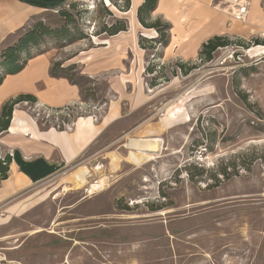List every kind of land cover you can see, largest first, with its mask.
Segmentation results:
<instances>
[{
    "label": "rangeland",
    "instance_id": "374dc122",
    "mask_svg": "<svg viewBox=\"0 0 264 264\" xmlns=\"http://www.w3.org/2000/svg\"><path fill=\"white\" fill-rule=\"evenodd\" d=\"M139 1L66 0L44 9L38 21L59 30L67 21L58 11L73 4L72 16L90 14L76 16L70 32L91 34L104 24L127 26ZM183 1L190 12L195 0ZM223 1L210 7L223 14ZM162 18L150 14L147 25L168 24ZM198 18L168 19L176 27L183 21L190 33ZM162 31L167 40L170 32ZM159 35L139 27V50L120 65L124 76L114 70L84 75L83 55L102 47L106 35L63 48L47 37L34 50L48 52L62 68L75 66L68 75L88 95V108L67 121L92 115L93 106L96 120L113 104L121 119L73 165L17 199L25 204L7 208V215L1 209L0 264H264V38L223 36L231 44L205 62L201 45L179 58L176 47L156 43ZM138 90L144 103L136 108ZM128 138H157L159 150L127 149ZM95 183L102 190L88 197Z\"/></svg>",
    "mask_w": 264,
    "mask_h": 264
},
{
    "label": "crops",
    "instance_id": "0c3cea01",
    "mask_svg": "<svg viewBox=\"0 0 264 264\" xmlns=\"http://www.w3.org/2000/svg\"><path fill=\"white\" fill-rule=\"evenodd\" d=\"M212 1L195 0L191 3L194 4L191 11L187 13L184 7L187 9L190 4L183 0H157V6L151 14L157 13L161 18L163 16L162 19L167 20L170 25L165 49L169 51L174 46L177 48L175 56L183 58V52L188 50L194 52L212 37L236 35L243 39L256 38V36L264 38V5L262 4L264 0L248 1L245 23L227 18L224 12L222 14L215 11L210 7ZM142 3L143 0H140L134 7L135 16L131 22L128 19L125 32L104 37L103 39H107L108 42L101 43L103 46L98 50L91 48L86 50L82 62L84 75L92 78L101 70H114L124 76L120 69V65L124 63V55L133 52L136 48L139 50L135 32H138L141 25L137 21L136 12ZM44 11L43 8L20 0H0V51L12 45L18 33L29 27L31 23L41 20ZM132 11L134 13V9ZM185 14L199 16V26L195 31L189 33L184 29L183 21H180L179 27H176L174 22L168 19ZM170 52L173 50L171 49ZM51 64L52 59L48 52L34 56L26 62L19 73L6 76L0 84V112L5 103L20 95H30L36 101L34 105L27 102L16 105L8 130L0 134V150L2 153L12 152L7 177L5 180H0V211L4 208L2 214H6L7 208L15 204H25L24 200L17 199H21L34 186L73 165L100 140L108 128L121 119L120 108L113 104L96 120L93 119V116L97 117L93 106L90 112L93 114L74 119L70 130L39 126L34 116L37 109L54 112L67 106L88 108L87 103L81 101L77 86L70 84L64 78L50 76ZM119 80L116 79V86L123 81L120 78ZM135 95L136 108L141 107L144 103L141 92L135 91ZM119 137L114 138L112 142H116ZM15 200L17 201L12 203ZM12 217L17 216L12 214L10 218Z\"/></svg>",
    "mask_w": 264,
    "mask_h": 264
},
{
    "label": "trees",
    "instance_id": "16d2710c",
    "mask_svg": "<svg viewBox=\"0 0 264 264\" xmlns=\"http://www.w3.org/2000/svg\"><path fill=\"white\" fill-rule=\"evenodd\" d=\"M128 5L129 3L126 2L125 7L128 8ZM100 6L101 8H104L103 10L107 9L106 5H104V7H102V5ZM156 6L157 0H143V3L137 9L136 18L143 28L155 29L157 33L160 34V39L159 41H156V43H158L162 47H166L169 38L167 40L164 39L165 36L163 35L164 33L162 30L164 29V31H170V25L160 23L159 20L151 25H147L148 17L155 10ZM72 9H75V5L73 4H71L68 9L61 8L60 11H58L59 14L67 21L66 25L61 29H50L41 21L37 20L25 30L18 33L17 38L12 45L7 46L0 51V84L6 76L19 73L24 68L28 60H30L34 56L44 54L46 51H38L35 54L34 50L39 49L40 45L47 37L54 38L56 40V43L58 44V47L63 48L67 45H71L79 40H83L86 38L91 39L92 37H99V35L112 37L120 32H125L127 30V26H124L121 23H116L115 25L110 26L104 24L100 28V30H97L96 32L92 31L91 34L82 32V35L80 33H76L74 35L70 32L68 26L74 23V20H76V16L80 17L81 14L86 15L90 14V12L88 10H83V13L77 12L76 16L74 17L69 12V10ZM107 15H110V11L107 12ZM74 28L72 29L74 30ZM230 44L231 43L226 37H212L201 45L198 57L201 61L209 62L213 59V55L217 50L224 48ZM139 45L141 46L142 44L139 42ZM61 65L62 63L60 62L52 63L49 71L50 76L52 78H64L70 84L77 86L79 89L81 101L86 103L88 101V95H83V91L80 86L75 83L73 79L68 75V72L73 70L75 66L71 65L67 68H62ZM177 67L183 69L184 65L183 63H178ZM151 71L152 70H150V72ZM22 102H27L30 105H34L36 101L30 95H20L15 99L5 103L0 112V134L8 130L14 107ZM3 163L0 161V180H5L7 177L10 157L6 155ZM223 176L226 177L225 173H223Z\"/></svg>",
    "mask_w": 264,
    "mask_h": 264
},
{
    "label": "built area",
    "instance_id": "2783aa9c",
    "mask_svg": "<svg viewBox=\"0 0 264 264\" xmlns=\"http://www.w3.org/2000/svg\"><path fill=\"white\" fill-rule=\"evenodd\" d=\"M231 5H224L225 2H222V6L226 7L223 9L224 13L228 14L234 21L239 23H245L248 15V1L247 0H229ZM82 111L80 106H67L62 110L49 112V111H39L38 109L34 112L36 122L39 121L41 125H49L52 128L57 130H70L72 123L67 121L71 116L73 111ZM95 117L93 116V119ZM39 119V120H38ZM12 158V152L2 153L0 152V161L3 163L5 156ZM4 164V163H3Z\"/></svg>",
    "mask_w": 264,
    "mask_h": 264
},
{
    "label": "bare ground",
    "instance_id": "6f19581e",
    "mask_svg": "<svg viewBox=\"0 0 264 264\" xmlns=\"http://www.w3.org/2000/svg\"><path fill=\"white\" fill-rule=\"evenodd\" d=\"M224 5H231V2H229V0H227L226 3H224ZM217 8H221V6L218 5ZM131 14H132V11H131ZM132 31H133V29H132ZM159 143H160V140L157 138H155V139L128 138L127 142L125 144V147L127 149L136 151L138 153H144V152L156 153L159 150ZM132 158L135 161L137 160V158L134 155L132 156ZM84 183H85V179L81 178L77 185L82 186ZM102 186H103V184H98V183L92 184L90 186V188L87 189L88 197L99 193L102 190ZM160 214L164 215V213H160ZM39 231H40V229H37L36 231H34V233L39 232Z\"/></svg>",
    "mask_w": 264,
    "mask_h": 264
},
{
    "label": "water",
    "instance_id": "95a60500",
    "mask_svg": "<svg viewBox=\"0 0 264 264\" xmlns=\"http://www.w3.org/2000/svg\"><path fill=\"white\" fill-rule=\"evenodd\" d=\"M28 4L43 8V9H54L66 2V0H20Z\"/></svg>",
    "mask_w": 264,
    "mask_h": 264
}]
</instances>
